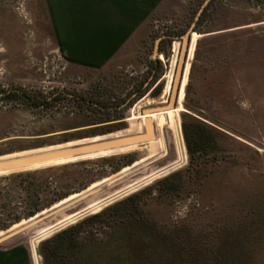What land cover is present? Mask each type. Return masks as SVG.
Wrapping results in <instances>:
<instances>
[{
    "label": "rangeland",
    "instance_id": "374dc122",
    "mask_svg": "<svg viewBox=\"0 0 264 264\" xmlns=\"http://www.w3.org/2000/svg\"><path fill=\"white\" fill-rule=\"evenodd\" d=\"M32 1L0 0V10L23 27V37L16 43L15 50L9 49L13 44L0 41V158H5L6 162L18 161L19 156L63 148L69 142H78L73 148L96 145L103 142L89 144L88 141L129 129L130 116L142 114L143 109L150 107L147 101L162 104L159 98L172 69L174 43L181 44L179 38L194 23L195 33L200 36L189 61L190 73L183 101L186 112L176 115L178 126L175 130L167 125H154L153 144H163L159 159H150L124 175L113 173V169L121 165L122 158L131 157L132 166L145 157L144 153L110 155L0 176L35 172L36 181L43 183L44 202L58 195L78 194L59 208L55 205L61 201L7 232L0 231L1 238L15 229L21 231L41 216L64 210L1 244L0 264H42V258L35 257L34 249H40L35 236L47 234L56 225L69 223L57 224L90 202L121 189L145 173L165 167L169 171L167 175L142 189L181 172L180 190L174 195L157 191L151 196L144 195L143 205L149 221L166 233L177 227L174 236L178 237L180 250L171 246H157L153 252L131 250L130 264H264V73L259 75L261 83L257 86L260 87L241 89L244 76L241 74V31L204 36L241 22V18L234 19L226 9L236 1L216 0L210 5L211 1L201 13L205 12L202 21L196 18L206 0L171 22L155 21L151 37L143 43L136 62L107 73H79L68 69L52 44L41 41L30 29L34 23L29 11ZM243 1L255 8L264 7V0ZM160 49L164 55L160 54ZM261 61L264 63V59ZM14 64L18 66L14 68ZM155 88H160V97L155 94L141 99ZM12 93L27 94L42 106L37 108L18 98L7 99ZM99 102L110 108L100 109ZM183 115H191L220 133L218 149L189 173ZM176 148L186 153V162L183 167L170 171L169 166L176 161ZM37 149L41 151L33 152ZM15 153L20 154L12 156ZM103 158H111L112 162H101ZM94 184L99 186L91 190ZM137 238L140 239L134 235L133 241Z\"/></svg>",
    "mask_w": 264,
    "mask_h": 264
},
{
    "label": "crops",
    "instance_id": "0c3cea01",
    "mask_svg": "<svg viewBox=\"0 0 264 264\" xmlns=\"http://www.w3.org/2000/svg\"><path fill=\"white\" fill-rule=\"evenodd\" d=\"M200 1L34 0L29 8L34 21L30 29L52 44L72 72L107 73L136 62L155 21L171 22ZM235 1L226 9L241 22L204 36L241 31V89H255L264 73V7ZM22 37L21 23L0 10V41L13 44L9 49L15 50Z\"/></svg>",
    "mask_w": 264,
    "mask_h": 264
},
{
    "label": "trees",
    "instance_id": "16d2710c",
    "mask_svg": "<svg viewBox=\"0 0 264 264\" xmlns=\"http://www.w3.org/2000/svg\"><path fill=\"white\" fill-rule=\"evenodd\" d=\"M215 1L212 0L210 5ZM160 54H164L161 49ZM159 92L160 88H156L155 93ZM6 98L22 99L37 108L42 106L41 102L24 93L8 94ZM98 107L110 108L100 102ZM182 131L190 160L189 173L218 149L220 133L191 115H183ZM131 160V157H123L113 173L130 166ZM101 162L111 163L112 159L103 158ZM35 175V172H23L0 177V231L9 230L68 197L58 195L42 201L43 183L37 182ZM180 176L181 172L173 173L42 241L39 252L43 264H130L131 250L153 252L157 246L180 250L178 237L174 236L177 227L166 233L165 229L149 221L143 205L144 195L151 196L154 191L166 195L177 193L182 183L178 180ZM134 235L140 239L133 241Z\"/></svg>",
    "mask_w": 264,
    "mask_h": 264
},
{
    "label": "bare ground",
    "instance_id": "6f19581e",
    "mask_svg": "<svg viewBox=\"0 0 264 264\" xmlns=\"http://www.w3.org/2000/svg\"><path fill=\"white\" fill-rule=\"evenodd\" d=\"M199 36L200 35L197 34V33H193V35H192V42H191L190 53H189V61H190V59H192V57L194 55L196 42H197V39H198ZM180 51H181V44L179 42H175L174 43L175 57H174V60H173V63H172V69H171V72L166 76V83H165L164 91H163L161 97L159 98V101H161L162 104H166L168 102V97L171 94L172 86H173L174 78H175V73H176V68L178 66V60H179ZM160 58L162 60H164V57L162 55L160 56ZM189 73H190V62H188L187 66H186V71H185V76H184L183 83H182V89H181L179 104H178V106H177V108L175 110H170L165 115L164 114H158V115L151 114L150 116H147V115L145 116V115L133 113L130 116V120L132 121V123L130 122L131 124H130V128L129 129L125 130L124 132H120L117 135H112V136H109V137L108 136L107 137H105V136L104 137H95V138L91 139L90 141H88V143L89 144L90 143H96V142H103L104 143V141H107L106 143L116 142V141H118L120 139H125V138H129V137H134V136H137V135L145 134V132L147 130V128L145 126V119L147 117H150V119L153 122V125H167L170 128H173L175 130V128L178 126V124L176 123V120H175L176 119L175 118L176 115L179 112L180 113L186 112V110H185V108L183 106V101H184L185 91H186V87H187V83H188V75H189ZM146 104L149 105V106H153V105L156 104V101L149 100V101L146 102ZM135 121H137V122H135ZM178 130H180V129H178ZM154 133H155V131H154ZM179 135H181V134H179ZM176 136H175V138L178 137V136L177 137ZM153 141H154V134H153V137L149 141H147V142H145L143 144H135V145L118 147V148H107V149H99V150H91V151H89L91 149L90 147H93L92 145H94V144H92V145L90 144L91 146L87 145V146L77 147V148H83V149L85 148V152L80 153V154H75V155L72 154L71 151L73 149H76V148H73V147H75L78 144V142H69V143H67V146H65L63 148H59L58 147V148L50 149V150L46 151V153H43V154H38L40 152H37V153H34L33 155L30 154V155H25V156H19V158H20L19 160H21V161H23L22 159L25 158V157L36 159V161H33V162H31V163H29L27 165H22L21 167L1 169L0 170V176L6 175V174H10V173H13V172H16V171H35V170H40V169L49 168V167L63 166V165L78 163V162H81V161H84V160H94V159H97V158L107 157V156H110V155H122V154H126V153L137 152V151L144 153L145 157L143 159H141L139 162L135 163L132 166L124 168L121 172H119V174H117V175H124V174L128 173L129 171H131L133 168L137 167L138 165H140L142 163H145L146 161H148L150 159H153V158L159 159L160 154L163 151V144L162 143L159 144V142H158V146H157V144H153ZM147 144L150 145V146H146ZM178 148H176V161L171 166H169V167L172 168L170 171L175 170V169H179V168H181V167H183L185 165L186 153L182 152V151H179L180 148L179 149ZM39 150L40 149H37V150H34L33 152H36V151H39ZM30 153H32V152H30ZM19 154L20 153H18V154L15 153L12 156H16V155L18 156ZM15 160H17V159H15ZM159 162L161 163V161H159ZM3 163H6L5 158H0V164H3ZM166 169H168V168L167 167L161 168V169H158V170H156V171H154V172H152L150 174L149 173H145L143 176L133 180L132 182H130L129 184L125 185L121 189H119V190H117V191H115V192H113V193H111V194H109L107 196H104L102 198H99V199H97L95 201L90 202L89 204H87L86 207H84L81 210H79L78 212H76V213L64 218L63 220L59 221L57 224L65 223L67 221L72 222L76 218L82 216L83 214L98 212L99 210L104 208L106 205H108L109 202H111L112 200H114L116 198L120 199V198H123V197L131 194V193H134L137 190H140V189L148 186L153 181H155L157 179H160L161 177L167 175L169 171L166 170ZM138 175H139V173H138ZM106 180H104L102 182H105ZM95 185L96 184L92 185L90 187V189L93 188V187H98L99 186V185L98 186H95ZM89 190H87V192ZM77 196H78V194L69 196L65 200H63L60 203L56 204L55 207L59 208V206H61L64 203L74 199ZM45 231H46V229H45ZM43 235H44V233H42V236ZM36 244H35V246H36ZM32 250H33V248H32ZM38 264H40V263H38Z\"/></svg>",
    "mask_w": 264,
    "mask_h": 264
},
{
    "label": "water",
    "instance_id": "95a60500",
    "mask_svg": "<svg viewBox=\"0 0 264 264\" xmlns=\"http://www.w3.org/2000/svg\"><path fill=\"white\" fill-rule=\"evenodd\" d=\"M211 2V0H207L204 5L202 6L201 10L199 11L196 20H198V18L200 17L203 9H205L206 6H208V4ZM195 23L190 27V29L185 33V35H183L182 37H180V41H181V51H180V56H179V60H178V66L176 69V73H175V78H174V83L172 86V91L171 94L168 98V102L166 104H157L154 106H150L146 109H143L142 114L141 115H147L150 116L151 114H167L170 110H175L179 104V99H180V94H181V89H182V83H183V79L185 76V71H186V66L187 63L189 62V53H190V47H191V42H192V35L193 33H195ZM171 38V37H169ZM162 39H160L161 41ZM157 55H159V51L157 50ZM162 81V80H161ZM160 84V83H159ZM159 86V85H158ZM155 92H152L151 94H145V96H143L141 99H146L148 96L150 95H155ZM157 97H160V94L158 93V95H156ZM140 99V100H141ZM188 113V112H187ZM145 126L147 128L145 134H141V135H137L134 137H129V138H125V139H120L116 142H109V143H99L97 145H92L93 147H90L91 150H99V149H107V148H118V147H123V146H129V145H135V144H143L147 141H149L154 134L155 131V126L153 125L152 120L150 119V117H147L145 119ZM72 154H80L85 152V148H76L73 149ZM32 160H34L33 158H27L25 159V161L20 162L17 160L14 161H10V162H6L3 164H0V170L1 169H8V168H15V167H21L22 165H27L29 163L32 162ZM139 190H137L136 192H138ZM135 193V192H134ZM133 194V193H131ZM129 194V195H131ZM129 195L123 197V198H116L114 200H112L111 202H109L108 205H106L104 208H102L100 211H102L103 209L107 208L108 206L128 197ZM66 209V208H65ZM64 210H56L48 215L45 216H41L38 219H36L34 222L27 224L22 230L25 231L27 229H30L31 227H33L36 223L41 222L43 220H48L52 217H54L55 215L61 213ZM99 211V212H100ZM98 213V212H97ZM96 213H88V214H83L82 216L76 218L74 221L67 223V224H61V225H56L55 227H53L52 229H50L49 231H47V234L42 235H38L35 237V239H38L39 243H41L42 241L46 240L47 238H49L50 236L54 235L55 233L65 229L66 227L77 223L80 220H83L84 218L93 215ZM21 230V231H22ZM6 231H2V232H7ZM20 230L15 229L13 231H10L8 233H6L3 237L0 238V245L11 240L12 238L16 237L20 232ZM34 253L35 256L37 257H41L39 249H34ZM40 255V256H39ZM42 258V257H41ZM43 260V258H42ZM43 264V262H42Z\"/></svg>",
    "mask_w": 264,
    "mask_h": 264
},
{
    "label": "flooded vegetation",
    "instance_id": "af4514ba",
    "mask_svg": "<svg viewBox=\"0 0 264 264\" xmlns=\"http://www.w3.org/2000/svg\"><path fill=\"white\" fill-rule=\"evenodd\" d=\"M155 90H156V88L153 90V92H155ZM156 94H158V93H156Z\"/></svg>",
    "mask_w": 264,
    "mask_h": 264
},
{
    "label": "built area",
    "instance_id": "2783aa9c",
    "mask_svg": "<svg viewBox=\"0 0 264 264\" xmlns=\"http://www.w3.org/2000/svg\"><path fill=\"white\" fill-rule=\"evenodd\" d=\"M165 25L161 26V28H164Z\"/></svg>",
    "mask_w": 264,
    "mask_h": 264
}]
</instances>
